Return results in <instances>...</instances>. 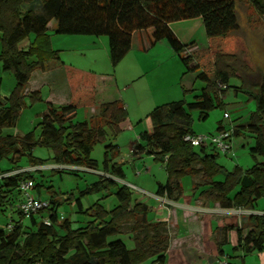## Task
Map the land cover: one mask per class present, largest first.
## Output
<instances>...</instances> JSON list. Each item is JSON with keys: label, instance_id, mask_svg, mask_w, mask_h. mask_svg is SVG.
Listing matches in <instances>:
<instances>
[{"label": "trees", "instance_id": "1", "mask_svg": "<svg viewBox=\"0 0 264 264\" xmlns=\"http://www.w3.org/2000/svg\"><path fill=\"white\" fill-rule=\"evenodd\" d=\"M236 1L249 2L264 19V0H0L1 70L15 80L9 95L0 97V164L4 160L10 163L6 169L0 167V177L19 170L15 164L23 156L29 157L30 167L43 166L45 162L34 159L32 151L44 147L51 150L55 166L85 168L108 176L101 175L80 196L107 190L118 202L109 211L98 201L83 211L77 199L78 212L89 220L72 228L68 219H59L58 202L51 196L46 201L47 213L44 216L39 211L41 220L37 222L35 215L26 217L17 209L18 183L33 181L30 171L1 177L0 209L12 210L18 221L0 230V264H141L146 260L148 264H167V222L148 221L155 208L143 195L135 196L132 189L113 180H124V173L114 162L117 146L105 143L109 136L116 138L122 132L127 111L119 100L100 101L96 115L73 122L78 109L90 108L98 101L96 74L64 66L68 104H45L36 124L38 136L34 131L23 136L5 132L16 126L27 97L31 105L41 101L39 91L25 94L31 74L50 61L60 62L58 51L51 50L47 41L51 23L54 34L60 36H105L112 68L130 51L133 34L143 33L150 48L165 41L179 57L184 74H196L202 84L198 94L190 102L183 98L155 107L146 117L150 128L141 132L133 145V152L152 156L164 168L166 181L157 185L156 196L178 202L184 196L181 180L199 177L200 182L192 187L194 193L200 190L197 198L222 210H254L256 203L264 200V74L255 85L242 89L245 77L256 72V65L240 33ZM196 18L202 22L205 47L185 55L188 45L179 41L169 25ZM29 35H34V41L28 49H19L18 44ZM111 77L100 76L99 84L106 88L104 99L110 92ZM235 78L241 81L234 87L235 93L245 92L255 101V110L245 123L232 127L233 136L247 133L252 137L249 153L261 161L247 170L235 167L227 171L217 164L215 149L196 151L183 142V136L194 135L192 113L205 120L213 109L223 108L221 98ZM187 94L183 91V97ZM97 144H104L100 165L90 156ZM219 175L222 180L216 181ZM41 186L38 182L33 188L39 193ZM25 218L29 223L23 227ZM246 220L250 231L243 235L242 227L236 229L237 246L245 255L264 251V214L249 215ZM124 226L132 236V248L120 239L110 240L121 236ZM228 232L227 227L220 229V240L215 242L218 259L225 258L222 247Z\"/></svg>", "mask_w": 264, "mask_h": 264}, {"label": "rangeland", "instance_id": "2", "mask_svg": "<svg viewBox=\"0 0 264 264\" xmlns=\"http://www.w3.org/2000/svg\"><path fill=\"white\" fill-rule=\"evenodd\" d=\"M235 11L238 16V22L240 27V33L245 37L246 43L250 52V55L252 57L253 62L256 65V72L252 75H248L249 77H245L244 85H242V89H248V86H252V84H256L261 76V74H264V19L260 16V14L255 10V8L247 1H236L235 2ZM195 23V22H191ZM54 24V23H53ZM52 25V23L50 24ZM50 28V27H49ZM53 28L49 29L46 33L47 35V41H49V46L51 50L58 51L60 62L57 61H50L45 65V74L46 75V82L40 83V81L37 79V76L42 75L41 70L34 71L30 79L28 81L26 90L29 86V82L31 80V85H39L40 89V96L41 101L37 102L33 105L30 104L29 98L27 97L25 99L26 106L21 110L18 118V122L16 126L12 129L6 130V133H10L17 136H23L27 132L34 131L35 136H38L39 130L36 128L37 122L40 120V116L34 117L37 114H40L43 112L45 108V100L48 94V91L52 89L55 94L61 95V93L65 92L67 93V90L69 89L67 85V81L65 78V68L66 67H72L75 69H79L86 72H92L90 69H95L98 75L96 76L98 78L97 80V100H103L105 98V92L106 88L103 87L102 83L99 84L100 76H106L107 73L101 72L105 70L106 67L109 66V59H108V49L107 54L104 53L102 47L93 46L91 45V41L93 37L88 36H60L54 34ZM182 29H186L185 27H182ZM197 36V35H196ZM205 38V35H204ZM81 39V40H77ZM100 39L105 42L107 41V38L105 36H101ZM34 41V35H29L27 38L23 39L19 44V49H28L30 44ZM140 40L138 37H135L133 46L140 44ZM81 54L86 55L85 59H92L93 57L97 59L96 66L90 68L86 63H84V56L82 57ZM61 62L63 65L61 66ZM129 60L126 58L122 62H120L115 68L116 76L118 79L120 77H123L127 74V70L129 71L130 65ZM58 67L57 69H55ZM89 68V69H87ZM56 70V71H54ZM113 70V73H114ZM132 71V70H131ZM240 74H242V71H239ZM95 74V73H94ZM130 74V73H129ZM171 74L170 67L166 66L161 70V87L158 89H167L170 88L171 79L169 78V75ZM34 75V77H32ZM111 75V73H110ZM131 75V74H130ZM32 77V78H31ZM198 84V81H197ZM241 84V81L237 78L231 79L229 81L230 88L228 91L222 96L221 100L223 103V108H215L213 109L207 119L200 120L198 118V113H192V123H191V130L196 135H214L217 132V126L219 122H222L224 126L231 127L234 122H240V120H244L250 112H253L255 110V101L253 99L248 98V96L245 94V92L240 91L235 93L234 87L239 86ZM15 85V80L9 72H3L1 70V63H0V97H7L9 93L12 91ZM38 87V88H39ZM256 88V87H255ZM157 89V90H158ZM172 89V88H171ZM25 90V91H26ZM254 90V88L250 89ZM30 94V93H29ZM193 99L192 95L184 100L186 102H190ZM83 109H79L80 112L75 113V116L73 118L74 123H79L85 120L86 115L83 114ZM224 114H227L228 118H224ZM33 117V118H32ZM31 119L33 123H31ZM142 125V129L146 127V122L141 123L139 126ZM141 129V127H140ZM141 129V130H142ZM126 134L120 133L123 137L118 138L120 134L116 138L108 137V140L105 144L108 143H119L120 146V155L125 158L127 151H128V143L125 141V138L127 134H131V132L127 133V130L124 131ZM254 144V140L252 137H250L247 133H243L239 137H234L232 139V149L227 154L219 153L217 156V164L224 167L227 171L233 170L235 167H239L242 170H247L251 168L254 164L261 161V158L259 156H253L249 153V148L252 147ZM196 151H199V148L195 149ZM103 151H104V144H97L93 147L90 156L92 159L96 160L98 164H101L102 158H103ZM32 157L37 160H41L45 162V164L39 168V171H32V178L33 181H30L33 186L38 184V182H41L42 186L40 187V192L38 193L34 188H32L29 191V194L36 198L40 199L43 202H46L50 199L52 196L53 200L58 202L57 204V215L59 219H68L72 224V228H78L83 226L86 222H88V218L85 217L84 214H80L78 212V206L76 200H80L81 206L83 211L86 210V208L93 205L95 202H99L106 210H112L115 208L118 204L116 198L113 196L112 192L110 191H101L99 193H90L86 194L84 196H80V193L85 191L87 187H89L90 184L98 181L100 179V176L98 173H90L86 172L85 168H74L78 171L77 176L71 174L70 168L65 166H53L52 162V152L50 149H46L44 147H35L32 151ZM117 158V157H116ZM115 158V159H116ZM9 162L4 160L1 162L0 167L2 169H6L9 167ZM30 162L28 156L21 157L17 163L15 164L19 170L13 171L11 173H7L1 177H5L8 175H13L15 173L25 172L30 170ZM53 167V168H52ZM148 168V170H147ZM56 169L60 172L57 173ZM162 173V167L160 164H155L152 160L146 159L144 163L136 164L133 166H130L127 164L124 167V172L126 175V181L131 183L136 188H140L144 194L145 198L147 200V203L149 206L157 208V199L154 198V183L155 178L157 177L158 172ZM0 177V178H1ZM191 179V180H190ZM216 181H221L222 177L219 175L215 177ZM191 181L194 183L200 182L199 177L197 178H191V177H184L181 180L182 187L184 191L186 192L187 196L190 195L192 190ZM116 182L119 185H124L122 180H117ZM133 190L134 195H140V191H138L134 187H129ZM200 191V190H199ZM190 192V193H189ZM198 192V191H197ZM17 197V196H16ZM169 203L172 207H175L173 202L166 201ZM202 203V202H201ZM205 205V203L203 202ZM258 210H264V200H260L257 202L256 205ZM172 207L168 208L171 209ZM202 207V206H201ZM203 208H206L203 206ZM216 210H220V208H214V210L210 209H194V213L201 214V215H208V214H215L217 213ZM41 214L45 216L47 213V209L41 210ZM44 212V213H43ZM170 213V212H168ZM221 214H218L219 216H224L225 214H228L225 217H228L235 220L237 223L246 215H250L251 212L249 211H241L237 209H231L228 212H219ZM264 214V213H261ZM217 215V214H216ZM37 222L40 221V213L36 214ZM165 217V212L163 210L155 211L148 215L147 219L148 221L155 222L159 220L160 218ZM45 218V217H42ZM172 214L170 213V219H168V234L171 238H173L176 235L175 229L172 224ZM18 221V215L14 213L12 210H2L0 209V230H7V225H13ZM242 221V220H241ZM23 227L26 226L28 222V218H25L22 220ZM122 235L121 236H115L110 238V240L114 239H120L124 243H126L128 248H132V236L129 233L128 226H124L121 230ZM175 234V235H174ZM173 241V240H172ZM183 242L184 246L188 245ZM226 253L230 256L229 259H227V262L229 260V264H241V259L237 257V255H234L232 247L226 246L225 247ZM185 258L187 264H195L197 262V258L202 257L206 258L205 254L199 253V256L197 254H194L192 250L185 249ZM218 258L215 259V257L211 254L209 257L210 264H214L215 261ZM261 258L254 253L251 255H247L244 258V264H261ZM171 258L167 261V264L170 263ZM149 260L144 261L141 264H148Z\"/></svg>", "mask_w": 264, "mask_h": 264}, {"label": "crops", "instance_id": "3", "mask_svg": "<svg viewBox=\"0 0 264 264\" xmlns=\"http://www.w3.org/2000/svg\"><path fill=\"white\" fill-rule=\"evenodd\" d=\"M195 22V23H191ZM54 24L50 26L52 29ZM173 33L176 35V37L179 39V41L184 44L188 45V48L185 52L186 54H189L191 51L203 49L205 47V38H204V30L202 26V22L199 18L193 19V20H186L176 23H171L169 25ZM182 27H185L186 29H182ZM49 28V29H50ZM197 35V36H196ZM91 37L92 36H88ZM135 37H138L140 40V44H137L136 46L134 44ZM81 40V39H77ZM93 46L102 47L105 54H107V41L100 39V37H93L92 41L90 42ZM84 58V63H86L90 68L96 66L97 63L96 58H92L91 60L85 59L84 54H81ZM129 60L130 68L129 71L127 70V74L123 77L116 76L115 70L111 67L110 68L105 65V70L101 71L104 73H107V75L112 76L111 79L109 78V89L110 92L108 93V96L104 100H98L92 107L83 109V114L86 115L85 120L86 121L89 117L94 116L98 112V102L100 101H107V100H119L121 104L123 105L124 109L127 111L128 117L127 121L122 126V134H126L124 131L127 130L128 132H131V134H127L125 141L128 143V151L127 154L124 157L120 155V146L119 143H112V145H116L118 149V156L114 160V162L119 165L124 173V180L123 183L127 187H134L131 183L126 181V175L124 172V167L127 164L130 166L144 163L146 159H150L153 161L152 156L146 154V153H136L133 152V145L134 142L138 140V135L141 132L147 131L150 128L149 121L147 120V115L157 106L179 101L181 99H186L192 95L195 96L198 94L200 89L202 88V84L196 80V74H184V68L181 64V61L177 55L173 53V51L170 49L168 44L165 41L158 42L153 48L149 47V44L147 42V39L143 33H135L132 36L131 40V49L128 52V54L125 56L124 59ZM123 59V60H124ZM122 60V61H123ZM121 61V62H122ZM61 62V66H62ZM170 67L171 74L169 75V78L171 79V83L173 85H170V88L167 89H158L161 87V70L164 67ZM56 67L55 69H57ZM45 69V68H44ZM42 69V75L37 76V79L40 81V83L46 82V75H43L47 72ZM89 69V68H87ZM98 75L95 69H90ZM114 70V73H113ZM132 70V71H131ZM56 71V70H54ZM96 71V72H94ZM111 73V75H110ZM131 75H130V74ZM34 77V75H32ZM31 77V78H32ZM39 85H31V80L29 82V86L27 90L25 91V94L32 93L34 91H39L40 87ZM172 88V89H171ZM158 89V90H157ZM183 91L187 92L188 94L183 97ZM70 97L69 89L67 90V93L63 92L61 95H56L55 92L50 89L48 91L45 104H52L54 106H60L68 104ZM46 108H44L43 112L40 114H37L34 117L41 116L45 112ZM77 112H80L79 109ZM251 113V112H250ZM249 113V114H250ZM249 114H247L246 118L244 120H240V122H234V124L231 125V127L224 126L222 122H219L217 126L218 128H232L233 126H239L246 122ZM33 118V117H32ZM146 122V127L142 129V125L139 126L141 123ZM31 123H33L31 119ZM141 127V129H140ZM241 136V135H240ZM123 136L120 134L118 138H122ZM104 152V151H103ZM96 161V160H95ZM154 162V161H153ZM155 163V162H154ZM157 164V163H155ZM55 166V165H53ZM17 167V166H16ZM42 166L38 167H30V173L32 171H39ZM56 167V166H55ZM162 167V174H157V177L155 178L154 183V198L157 199V208H155V211L163 210L165 212V217L160 218L157 221H166L167 222V228H168V219H170V213L172 214V224L173 228L175 229L176 235L171 238L170 236V242L169 247L167 251V261L169 258H171L170 263L172 264H187L186 258L184 257L186 252L185 249L192 250L194 254H197L199 256V253L205 254L206 258L198 257L197 262L195 264H210L209 257L212 254L215 259L218 258V252L216 248L215 242H218L221 237L220 229L227 227L229 229V232L227 234V243L222 247V251L224 253V257L227 259L230 258L228 253L225 251L226 246H231L234 255H237L241 259V264H244V258L247 255H251L256 253L259 258H261V264H264V251L262 252H252L250 254H244L240 247L237 246V236H236V229L242 227V234L245 235L247 232L250 231V227L247 223V217L249 215L244 216L239 223H237L235 220L225 217L228 214H225L224 216H219L218 214H221L219 212H228L229 210H216L217 213L215 214H208V215H199L197 213H194V209H210L214 210V208L218 207L217 204H209L205 203L203 204V201L199 200L197 198V193L199 192H189L190 195L186 194L184 191L183 198L178 202H173L175 207H172L169 203H167L165 198H161L155 195L156 187L157 185L164 184L166 181V173L164 171L163 166ZM53 168V167H52ZM70 170L74 171L73 175L77 176L78 171L76 170L78 167H69ZM76 168V169H74ZM86 172L90 173H98L97 171H92L88 169H84ZM148 170V168H147ZM33 171V172H34ZM193 179V177H191ZM115 182L116 180L113 179ZM191 180V179H190ZM219 181V180H218ZM194 182L191 181V186L193 187ZM131 189V188H130ZM138 191H140V195L145 196L144 192L140 188H136ZM139 196V195H135ZM202 202V203H201ZM148 204V203H147ZM257 205V203H256ZM255 205L254 210H241V211H249L251 212L250 215H260L261 213H264V210H258ZM202 206V207H201ZM206 207V208H203ZM172 207L171 209H168ZM219 208V207H218ZM170 212V213H168ZM217 214V215H216ZM219 231V232H218ZM173 240V241H172ZM188 245L183 244V242ZM229 262V260H228ZM230 263V262H229Z\"/></svg>", "mask_w": 264, "mask_h": 264}, {"label": "built area", "instance_id": "4", "mask_svg": "<svg viewBox=\"0 0 264 264\" xmlns=\"http://www.w3.org/2000/svg\"><path fill=\"white\" fill-rule=\"evenodd\" d=\"M224 118H228L227 114H224ZM233 138L232 128H221L214 135H185L183 136V142L189 144L192 148L212 147L218 153L227 154L232 149ZM32 188V183L27 179L19 181L17 186V192L20 196V200L17 203V209L26 217L36 215L39 211L47 208V202L36 199L29 194V191ZM214 264L229 263L225 258H222L217 259Z\"/></svg>", "mask_w": 264, "mask_h": 264}]
</instances>
